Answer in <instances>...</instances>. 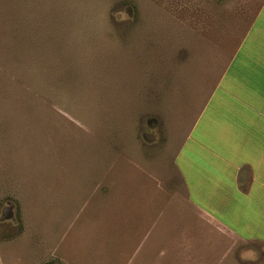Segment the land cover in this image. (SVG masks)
<instances>
[{
	"label": "rangeland",
	"instance_id": "rangeland-1",
	"mask_svg": "<svg viewBox=\"0 0 264 264\" xmlns=\"http://www.w3.org/2000/svg\"><path fill=\"white\" fill-rule=\"evenodd\" d=\"M223 1L0 0V264H250L161 123L162 48Z\"/></svg>",
	"mask_w": 264,
	"mask_h": 264
},
{
	"label": "crops",
	"instance_id": "crops-1",
	"mask_svg": "<svg viewBox=\"0 0 264 264\" xmlns=\"http://www.w3.org/2000/svg\"><path fill=\"white\" fill-rule=\"evenodd\" d=\"M181 37L162 48L161 123L185 203L229 234V256L264 264V0H224Z\"/></svg>",
	"mask_w": 264,
	"mask_h": 264
}]
</instances>
